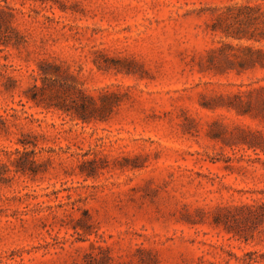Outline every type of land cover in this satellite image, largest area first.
<instances>
[{
  "label": "rangeland",
  "instance_id": "rangeland-1",
  "mask_svg": "<svg viewBox=\"0 0 264 264\" xmlns=\"http://www.w3.org/2000/svg\"><path fill=\"white\" fill-rule=\"evenodd\" d=\"M0 3V264H264V0Z\"/></svg>",
  "mask_w": 264,
  "mask_h": 264
},
{
  "label": "trees",
  "instance_id": "trees-1",
  "mask_svg": "<svg viewBox=\"0 0 264 264\" xmlns=\"http://www.w3.org/2000/svg\"><path fill=\"white\" fill-rule=\"evenodd\" d=\"M5 1L6 0H2ZM10 6L3 7L0 3V46L9 47L19 46L23 37L20 32L12 25V20L15 18L14 12ZM235 37V36H234ZM237 47L225 44L222 48L217 49V52L221 53L222 58L216 63L210 65L211 69L217 71L229 72L231 70L237 69L239 72H243L249 69H254L260 66L264 69V50H256L251 46L239 47V49L245 50L247 52L245 57H241L236 53L228 54L225 50H235ZM236 64L241 67V70L236 68ZM258 94L262 93L261 96L257 98L253 97V91L249 92V95L240 92L235 95L228 96L229 102L226 107L229 109L236 110L238 114L242 116L251 115L254 117L264 118V87H260L255 90ZM245 96H248V100H245ZM223 98V97H221ZM91 105L83 104L80 105L76 111L84 121H90L92 118L97 119V115L102 113V107L96 103V101L91 100ZM69 111V110H68Z\"/></svg>",
  "mask_w": 264,
  "mask_h": 264
}]
</instances>
